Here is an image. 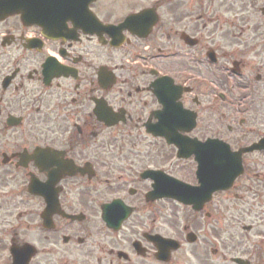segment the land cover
Masks as SVG:
<instances>
[{
    "label": "flooded vegetation",
    "instance_id": "af4514ba",
    "mask_svg": "<svg viewBox=\"0 0 264 264\" xmlns=\"http://www.w3.org/2000/svg\"><path fill=\"white\" fill-rule=\"evenodd\" d=\"M239 3L0 5L14 10L0 17V264H237L226 201L264 184V151L199 209L173 193L199 185L194 139L238 151L264 137L223 108L264 105V20L246 24ZM238 254L264 264L257 247Z\"/></svg>",
    "mask_w": 264,
    "mask_h": 264
},
{
    "label": "rangeland",
    "instance_id": "374dc122",
    "mask_svg": "<svg viewBox=\"0 0 264 264\" xmlns=\"http://www.w3.org/2000/svg\"><path fill=\"white\" fill-rule=\"evenodd\" d=\"M256 7L253 8L250 6V0H240V10L242 12L243 21H245L246 24L249 22L254 21H261L264 20V16L261 14H257L255 17L254 13L255 11L260 7L264 6V0H255ZM260 11V10H259ZM254 35L253 33H251ZM260 95L264 94L263 90L259 91ZM262 99V97H261ZM258 99L259 101L261 100ZM238 106H232L228 104L227 102L224 103V111L227 116H234V117H240V116H250L249 113L254 117V120L251 121V124L254 125L258 133L263 132L264 133V105L260 104L259 107L255 106L254 109L247 112V109L244 111L241 108H237ZM206 118H211L212 113L205 114ZM226 133H228L227 130H225ZM236 134H241V131H236ZM246 135H243L242 138H245ZM231 137V136H230ZM252 138V136H246ZM234 138V137H231ZM251 157V156H249ZM248 157V159H249ZM261 155L257 156L258 160H261ZM264 165V163H263ZM264 170V166L262 167ZM259 189V190H258ZM259 191L260 194H257L256 191ZM253 191L256 192V194H253ZM241 193V195L246 194V198L242 200H236L234 199L233 192L230 195L229 201H226V220H225V232H226V239L229 241L230 239L233 240L236 238L238 242L232 241L234 244H240L239 251L231 252L232 250L228 248L229 254H236L241 251V253L245 254L248 249H256L261 253L262 260H264V184L257 187V189L249 190V189H242V191H238ZM235 193V192H234ZM263 197L262 200L260 197ZM244 225H251L252 230L249 231L248 238H245L243 226ZM241 235V238H238V236ZM256 258V257H255Z\"/></svg>",
    "mask_w": 264,
    "mask_h": 264
},
{
    "label": "water",
    "instance_id": "95a60500",
    "mask_svg": "<svg viewBox=\"0 0 264 264\" xmlns=\"http://www.w3.org/2000/svg\"><path fill=\"white\" fill-rule=\"evenodd\" d=\"M3 7H7V6H3ZM10 8V7H7ZM13 10H9L7 13L12 12ZM4 15H6L5 13L2 14L0 17H3ZM195 124H192L190 126L189 129H191ZM177 127H180V125H178ZM175 141H177L179 147L181 150L186 151L188 150L187 144L185 143V140H181L180 137H176L174 139ZM173 142V140H171ZM264 142V140L262 141ZM257 144L254 145L252 148L249 149H245V150H241L240 152H229V149H227V153H226V164L225 167H222V171H221V177H220V182H219V188L220 189H228L233 181L235 180V178L243 171L242 169V165H241V155L243 151H248V150H252L254 148H263L264 145L262 144ZM192 145V150H190L187 154L190 153H195L197 155V159L200 162V170H199V174L200 172H203V166H206L207 160L208 158L212 155L211 153H213V150L216 149H225L224 147L221 146H217L215 147L213 144L209 145V152H204L202 153L203 150L198 149V146H196L195 143H190V146ZM229 148V147H227ZM206 150V149H204ZM218 186H216L215 188L212 189L213 190H217ZM203 190H205L204 188H187V189H177L175 194L179 195L176 196L177 198L184 200L187 203H196V200L198 198L199 195L202 194ZM210 193V192H209ZM236 261H241L239 259H237Z\"/></svg>",
    "mask_w": 264,
    "mask_h": 264
}]
</instances>
